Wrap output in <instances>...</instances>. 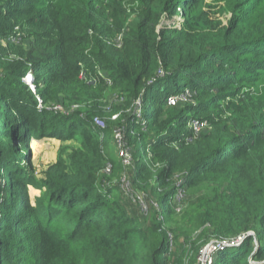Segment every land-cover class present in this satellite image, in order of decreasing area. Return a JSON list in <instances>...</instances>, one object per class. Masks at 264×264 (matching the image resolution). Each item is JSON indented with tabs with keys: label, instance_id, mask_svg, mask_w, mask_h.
I'll list each match as a JSON object with an SVG mask.
<instances>
[{
	"label": "trees",
	"instance_id": "trees-1",
	"mask_svg": "<svg viewBox=\"0 0 264 264\" xmlns=\"http://www.w3.org/2000/svg\"><path fill=\"white\" fill-rule=\"evenodd\" d=\"M231 240L214 264H264V0H0V264H186Z\"/></svg>",
	"mask_w": 264,
	"mask_h": 264
},
{
	"label": "rangeland",
	"instance_id": "rangeland-1",
	"mask_svg": "<svg viewBox=\"0 0 264 264\" xmlns=\"http://www.w3.org/2000/svg\"><path fill=\"white\" fill-rule=\"evenodd\" d=\"M230 14L227 16L229 17ZM226 20V19H225ZM170 20L164 19L163 20V24L166 25L168 23H170ZM32 80V77H30L27 81ZM176 99L175 104H172L171 106H177V107H181L182 104H184L183 101H185V103H187V99H185L183 96H180V94H177L174 96ZM107 102H108V106H112V105H120V106H125V104H123V102H119L117 97L113 94H109L108 98H107ZM107 108V110L109 112L112 111V108ZM127 110H130L127 109ZM125 111V110H124ZM137 114H140L141 112V108L138 105L137 106ZM117 115H119V113H117ZM98 117V116H96ZM99 118V117H98ZM113 119H115V116L112 117ZM99 122H96L98 125H103V122L101 121V119L99 118ZM105 121V120H104ZM205 128V124L203 125H198L197 127H195V131H201ZM119 131L115 128L114 132L109 135L108 139H104V143H109L108 146L104 145L105 150L112 156L115 157L118 160H121L126 167H128L131 164H128L127 161H129V156L128 154L124 151V149L122 148V146H120V137L121 134L119 133ZM62 141L59 140H55V139H50L48 137H45L43 139L40 140H33L30 144L31 146V156H32V161L34 163L35 166V170L37 172V177H41L43 175V172L45 169H47L48 165H50L56 155H57V151L59 150L60 146L62 145ZM123 143H125L123 141ZM131 162L133 163V159L131 158ZM30 195L32 198V201L34 202L35 197L40 195V191L34 187L30 188ZM217 247V249H216ZM213 246V245H206L200 253V256H198L197 261L195 262V260H191L188 259V261L186 262V264H214L215 262V258L217 255V252L219 251V249H221V245H217V246Z\"/></svg>",
	"mask_w": 264,
	"mask_h": 264
},
{
	"label": "built area",
	"instance_id": "built-area-1",
	"mask_svg": "<svg viewBox=\"0 0 264 264\" xmlns=\"http://www.w3.org/2000/svg\"><path fill=\"white\" fill-rule=\"evenodd\" d=\"M32 75L31 74H28L27 75V77H26V81L31 77ZM175 95H173V96H170L168 99H167V103L168 104H170V105H172V104H175V102H176V99H175V97H174ZM95 121L96 122H99L100 120H99V118L98 117H96L95 118ZM203 124H205L206 125V123L204 122H199V121H196L195 123H194V128L195 127H197L198 125H203ZM119 134V133H118ZM121 134V133H120ZM120 146H122V148L124 149V151L128 154V156H129V161H127L128 162V164H131L132 162H131V156L129 155V153L126 151V147L124 146V143H123V141H122V136L120 137ZM122 185L123 186H125V187H127V188H129V182L126 180V178L125 177H123V179H122ZM139 196V195H138ZM179 197H183V194H182V192L180 193V195H179ZM178 202H180V199L178 200ZM147 207H145L144 209H146ZM181 210V205L179 204L178 206H177V211H180ZM234 243V241L233 240H231V241H223V242H221V244L220 243H217V242H213V243H211V244H209L210 246L211 245H213V246H217V245H221L222 247L221 248H223L224 246H226V245H231V244H233ZM216 249H217V247H216ZM220 250V249H219Z\"/></svg>",
	"mask_w": 264,
	"mask_h": 264
}]
</instances>
